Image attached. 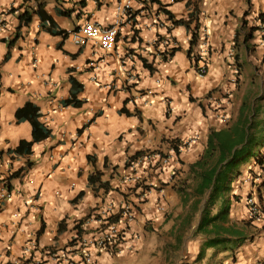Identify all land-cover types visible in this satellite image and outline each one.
I'll list each match as a JSON object with an SVG mask.
<instances>
[{"label": "crops", "instance_id": "obj_1", "mask_svg": "<svg viewBox=\"0 0 264 264\" xmlns=\"http://www.w3.org/2000/svg\"><path fill=\"white\" fill-rule=\"evenodd\" d=\"M160 1L178 20L199 13L204 52L198 43L189 57L190 32L164 20L157 4L134 0L115 48L106 51L99 39L76 46L53 36L37 17L18 32L28 2L0 0V181L6 178L14 193L0 199V264H22L31 240L39 250H59L78 232L94 235L96 222L76 223L99 211L112 209L104 218L120 226L127 206L135 221L122 252L98 250L95 264H264V220H250L247 206L254 196L264 210V35L254 30L264 21V0ZM39 2L67 32L89 21L110 26L117 16L116 0ZM3 40H16L8 60ZM205 61L200 78L197 66ZM72 76L83 87L80 104L64 107ZM28 102L52 135L29 154H16L33 139L31 123L16 118ZM217 133L242 136L224 161ZM194 135L195 145L169 165L138 168L149 191L123 182L139 154L171 152L173 143L182 146ZM211 145L215 155L207 158ZM201 161L206 168L231 167L228 191L209 210L219 215L226 202L225 227L246 235L238 244L210 248L197 233L213 192L202 187Z\"/></svg>", "mask_w": 264, "mask_h": 264}, {"label": "built area", "instance_id": "obj_2", "mask_svg": "<svg viewBox=\"0 0 264 264\" xmlns=\"http://www.w3.org/2000/svg\"><path fill=\"white\" fill-rule=\"evenodd\" d=\"M104 0H100L103 2ZM116 19L113 25L104 26L95 22H87L82 27L67 32V38L76 46H83L89 41L99 39V45L106 51H111L115 48L117 40L120 36L121 30L126 23V19L132 12L134 0H116ZM260 31L264 35V21L259 24ZM156 42V41H155ZM154 42V43H155ZM207 37L203 35L200 42V52H204L207 48ZM160 51V49H159ZM202 57V54H199ZM198 77L203 78L207 73V65L202 64L198 68ZM93 80H96L95 78ZM112 89V85H107ZM198 141V137L194 136L187 140L182 146L180 151L191 149ZM176 151L172 148L171 152L160 153L152 152L133 160L131 163V174L124 179V183L130 189L140 190L143 194L149 190L152 185L138 173V168L145 163L149 165H169L172 158L176 157ZM3 166V159L0 157V170ZM1 178V175H0ZM14 193L8 189V182L6 178L0 181V199L9 201ZM248 216L252 221L261 222L264 220V210L261 207L258 199L254 196L249 197L247 201ZM111 210L99 211L90 215L85 221H78L76 226L83 227L89 226L91 223H97L99 228L94 235L86 236L81 232L71 241L70 245L64 249L45 248L39 250L35 240L29 241L24 249L25 261L22 264H95V255L98 250H106L113 253H121V246L125 239L126 232L129 231L131 225L135 221L134 211L128 206L122 210V215L125 218V223L120 226L112 224L105 215L106 212L111 213ZM83 231V230H82ZM38 253V255H35Z\"/></svg>", "mask_w": 264, "mask_h": 264}, {"label": "trees", "instance_id": "obj_3", "mask_svg": "<svg viewBox=\"0 0 264 264\" xmlns=\"http://www.w3.org/2000/svg\"><path fill=\"white\" fill-rule=\"evenodd\" d=\"M27 5L29 3H33L31 0H24ZM61 0H56L57 3H60ZM143 4L149 5V4H157L159 6L158 12L163 14L165 17L164 20L170 21L173 26H185L188 31L190 32L191 35V42H190V50H189V57L193 56V49L198 43H200V17L199 13L193 14L192 17L193 19L190 20H178L175 18V16L168 11L167 5L163 4L160 0H141ZM36 6H27L25 8V11L19 16V27H18V32L21 31L23 27H29L33 21L34 18H38L40 20V27L43 31H46L50 33L53 36L61 35L65 39H67V31L58 29L55 20L53 17L46 11L45 4H41L39 0L35 1ZM158 13V14H159ZM57 15L59 16H64L65 12L64 10L57 9L56 12ZM196 21V24L194 27H192V23ZM258 28H255L254 30L257 31ZM17 40V39H16ZM16 40L12 41H6L3 40V42L8 44L9 52L7 54L6 60L9 59L11 49L14 47V44ZM177 51V48H174L172 50L171 56L175 54ZM161 53H159L160 55ZM167 54H161L163 57V61L167 60ZM200 61H203L202 58H199ZM198 59V61H199ZM144 62L145 68L148 69H153L152 64H148L146 61ZM206 63V61H205ZM199 67V64L197 68ZM70 82L72 84L71 92H70V97L66 100L63 101V106L64 107H77L80 104L79 100V95L82 93V85L72 76L70 77ZM16 118L18 123L21 122H29L31 123L33 127V139L30 142L27 141H22L20 144V147L16 150V154H29L31 152V147L38 142H41L47 138H50L52 133L49 128L45 126L42 122H40V117L38 114V109L37 107L31 103L28 102L26 105L19 109L16 113ZM223 134V133H222ZM217 133L214 135L213 139L216 140L217 138L220 137L221 140L220 143L223 144V149L221 152L222 154V161L227 160V156L231 155V151L233 148L234 144H237L238 141L240 142L242 140V136L238 135V140L236 138H233L232 135L229 134H223ZM218 142V140H217ZM211 150L207 155V158H210L211 156H214L215 153V146L211 145ZM173 148L177 153V156L179 157L181 155L180 148L178 144L173 143ZM143 154H139V156H136L135 158L137 159ZM236 155V154H235ZM237 156V155H236ZM221 161V162H222ZM197 166H201L200 171L201 177L203 178V183L202 187L203 189L210 190L212 188V195L208 199L207 203V208L208 210L217 205L218 199L221 197H224L226 192L228 191V184L227 180L229 178V171L231 170L230 165L228 167L220 169V167H215V168H206V164L203 163V161L199 162ZM92 178V182H93ZM83 196V193L79 195V198ZM206 208V209H207ZM204 213L203 218L201 220V223L198 227L197 233L202 234L206 238H209V241L207 243V247H215L216 245H224V244H238L239 241L241 242L245 237V233L241 232L240 230H230L229 228H226V223L228 221L227 217V206L226 202H223V210L222 213L219 215H216L214 217L211 216L210 210Z\"/></svg>", "mask_w": 264, "mask_h": 264}, {"label": "clouds", "instance_id": "obj_4", "mask_svg": "<svg viewBox=\"0 0 264 264\" xmlns=\"http://www.w3.org/2000/svg\"><path fill=\"white\" fill-rule=\"evenodd\" d=\"M261 22H263V21H261ZM261 22H260V23H261ZM256 28H258L257 31H260L259 25H258ZM156 43H157V41L154 43V45H155ZM159 53H160V52L157 51V54H158V55H159ZM200 58H202V57L200 56ZM205 64H206V63H205ZM206 65H207V64H206ZM198 68H199V67H198ZM197 70H198V69H197ZM207 70H208V67H207ZM179 147H180V146H179ZM181 152H182V151H181ZM176 154H177V153H176ZM176 157H178V156H176ZM150 188H151V187H150ZM150 188H149V190H150ZM149 190H148V191H149Z\"/></svg>", "mask_w": 264, "mask_h": 264}, {"label": "rangeland", "instance_id": "obj_5", "mask_svg": "<svg viewBox=\"0 0 264 264\" xmlns=\"http://www.w3.org/2000/svg\"><path fill=\"white\" fill-rule=\"evenodd\" d=\"M194 136H197L198 137V139H199V136L198 135H194ZM193 136V137H194ZM195 145V144H194ZM187 150H189V149H187ZM184 151V150H183ZM183 151L181 152V153H183ZM176 157H174V159H175ZM153 187H151V189H152Z\"/></svg>", "mask_w": 264, "mask_h": 264}]
</instances>
